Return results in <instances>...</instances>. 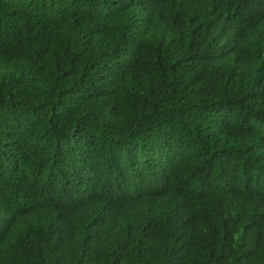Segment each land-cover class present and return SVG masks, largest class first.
Returning <instances> with one entry per match:
<instances>
[{"label":"trees","instance_id":"trees-1","mask_svg":"<svg viewBox=\"0 0 264 264\" xmlns=\"http://www.w3.org/2000/svg\"><path fill=\"white\" fill-rule=\"evenodd\" d=\"M0 264H264V0H0Z\"/></svg>","mask_w":264,"mask_h":264},{"label":"clouds","instance_id":"clouds-1","mask_svg":"<svg viewBox=\"0 0 264 264\" xmlns=\"http://www.w3.org/2000/svg\"><path fill=\"white\" fill-rule=\"evenodd\" d=\"M261 5H263V4L261 3Z\"/></svg>","mask_w":264,"mask_h":264}]
</instances>
